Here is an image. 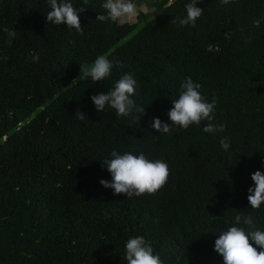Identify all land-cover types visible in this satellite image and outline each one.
I'll return each mask as SVG.
<instances>
[{
	"label": "trees",
	"instance_id": "trees-1",
	"mask_svg": "<svg viewBox=\"0 0 264 264\" xmlns=\"http://www.w3.org/2000/svg\"><path fill=\"white\" fill-rule=\"evenodd\" d=\"M135 1L152 10L120 23L95 20L104 0H88L81 34L45 20L48 0H0V264H127L135 236L163 264H224L214 243L228 227L247 231L237 214L264 231V203L252 209L247 200L251 174L264 172V0H198L194 27L178 23L189 0ZM5 28L16 31L10 45ZM101 54L123 67L104 81L70 84L79 64ZM125 73L137 82L132 112H97L91 95ZM189 76L208 102L216 97L212 123L223 132L205 133L207 121L169 133L151 127L153 117L171 123ZM113 149L166 162V184L155 194L114 195L99 183L111 180L101 160Z\"/></svg>",
	"mask_w": 264,
	"mask_h": 264
},
{
	"label": "clouds",
	"instance_id": "clouds-1",
	"mask_svg": "<svg viewBox=\"0 0 264 264\" xmlns=\"http://www.w3.org/2000/svg\"><path fill=\"white\" fill-rule=\"evenodd\" d=\"M51 10L47 12L45 20L56 25H66L74 28L78 33H83L78 13L86 11L88 0H83L78 8L69 0H48ZM198 0H189L185 5L186 16L178 20L181 27L195 26L198 18L203 14V9L197 6ZM221 4H228L230 0H220ZM101 7L105 13H99L95 20L105 22L124 23L127 18L133 17L137 13L133 0H104ZM255 26H259L260 21H253ZM9 37V45L12 38L16 36L15 30L4 29ZM212 45L207 47L211 51ZM38 54L31 56L33 61H38ZM7 61L8 57H2ZM79 74L81 79L91 78L92 82L104 81L111 75L113 67L122 68L123 62L114 59L110 60L106 55H98L90 64L80 65ZM78 74V75H79ZM78 77V76H77ZM74 78L70 84L76 82ZM136 80L131 73L123 74L107 92L91 95L97 112H104L106 106L115 110L117 117L129 115L135 102L132 97L135 94ZM201 84L185 77L180 84V92L177 99L172 100V107L168 110V118L171 123H165L158 117H153L151 127L158 133H169L175 126L182 130H187L190 125L199 126L202 121H207L203 127L205 133L223 132L224 124H213L216 97L213 96L211 102L201 94ZM136 111L144 113V107H136ZM77 119L83 120L86 116L80 110L75 112ZM139 120V118H138ZM223 150H228L230 142L228 137H223L219 141ZM101 166L105 167L111 175V180L101 179L99 183L105 188H110L114 195L123 194L125 197L140 196L145 193L155 194L167 182L170 171L166 162L155 159L150 160L141 152L134 155L132 152L120 154L115 149L110 153V158L102 159ZM254 186L248 188L247 200L252 209H259L264 203V172L256 170L251 174ZM236 224L247 225V231L243 227L231 226L227 230L221 231L214 243V249L222 255L224 264H264V231L256 228L251 215L237 214ZM259 247L253 246V243ZM125 260L127 264H163L158 254H154L150 242L143 236L129 238L125 244Z\"/></svg>",
	"mask_w": 264,
	"mask_h": 264
},
{
	"label": "rangeland",
	"instance_id": "rangeland-1",
	"mask_svg": "<svg viewBox=\"0 0 264 264\" xmlns=\"http://www.w3.org/2000/svg\"><path fill=\"white\" fill-rule=\"evenodd\" d=\"M133 2L135 3V5H136V9H137V13H136V15L135 16H133V17H130V18H127V20H129V21H136L137 20V18H138V13H139V11L140 10H142V11H151L152 10V6H150V4H148L147 2H141V3H136V1L135 0H133ZM138 29V28H137ZM137 29H135V31L137 30ZM93 62V61H92ZM92 62H89L88 63V65H90ZM79 74V73H78ZM77 74V80L80 78V76H82V73H80L79 75ZM75 77V78H76Z\"/></svg>",
	"mask_w": 264,
	"mask_h": 264
}]
</instances>
